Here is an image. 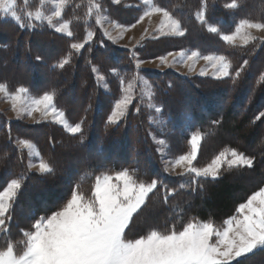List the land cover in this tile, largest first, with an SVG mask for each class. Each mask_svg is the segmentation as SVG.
<instances>
[{"label":"trees","instance_id":"obj_1","mask_svg":"<svg viewBox=\"0 0 264 264\" xmlns=\"http://www.w3.org/2000/svg\"><path fill=\"white\" fill-rule=\"evenodd\" d=\"M103 2L110 19L125 25L136 22L145 10L141 0ZM206 2V18L210 24L218 25L222 34L234 31L243 18L264 22V0H238L237 9L225 7L230 0ZM154 3L181 21L186 29L183 36L149 37L135 47H122L99 29L93 40L77 53L70 46L85 39L87 24L73 20L70 25L73 36L68 37L47 25L28 30L20 28L11 18H0V71L7 69L0 72V83H6L10 91L23 86L33 96L54 91L57 108L64 111L70 123L82 124V134L74 136L54 121L30 123L11 118L0 109V190L11 179L24 177L8 232L0 233V248L6 247L9 240L23 239L20 229H31L36 219L62 207L77 185L90 196L96 177L105 173L135 170L139 180L158 179L168 188L176 189L166 203L163 187L150 194L130 229H126L128 239L145 235L151 229L167 231L175 226L176 230H182L190 221L222 224L248 196L264 186V117L256 119L264 111V80H261L264 41L233 45L210 33L195 15L203 0H154ZM72 9L71 5L66 7L65 19L79 17L77 10ZM89 24L97 25L95 13ZM46 44L51 54L42 50ZM181 49L197 50L204 55L222 54L231 61L233 75L244 60H248V65L235 81L136 65L137 60ZM69 53L71 62L64 68L56 67ZM93 66L105 77L108 88L97 79ZM14 69L18 73L11 72ZM136 73L149 79L152 100L138 90L126 115L116 124L108 123V116L122 95L121 78ZM151 102L161 109L160 113L149 107ZM161 120L166 123L159 124ZM196 131L203 133L193 163L196 167L233 148L254 157V166L232 169L224 166L216 179L200 178L198 184L191 185L189 176L165 171L164 155L153 135L165 140L168 157L178 158L190 152L191 134ZM222 131L231 135L223 136ZM19 139L34 142L40 156L55 171L42 175L29 169L28 150L19 146ZM250 144L257 146L249 148ZM181 184L185 185L183 189ZM154 217L156 220H150ZM22 248L16 244L18 253ZM260 259L264 261V250L238 258L233 264H253Z\"/></svg>","mask_w":264,"mask_h":264},{"label":"snow or ice","instance_id":"obj_2","mask_svg":"<svg viewBox=\"0 0 264 264\" xmlns=\"http://www.w3.org/2000/svg\"><path fill=\"white\" fill-rule=\"evenodd\" d=\"M119 4L120 0H114ZM51 3L52 10L46 11L45 4ZM146 8L136 21L137 24L144 21L146 17L151 18L154 14L162 17L161 26L158 30L164 34L183 36L186 29L182 27L181 21L166 8L154 3V0H143ZM70 0H38V6L34 10L24 11L18 9V0H0V18H11L20 28L33 30L42 28L45 23L56 33L73 36L70 25L73 20L83 19L85 24L95 13V23L103 27L108 18L102 15L103 9L98 0H89L87 13L84 17H73L64 19L66 7ZM240 5L238 0H230L225 5L228 9H237ZM207 2L203 0L201 8L195 13L197 20L207 27L210 33L221 36V39L230 44H236L237 39L243 45H248L257 38L251 32L252 29L264 31V22L241 19L231 34H222L219 27L212 25L206 18ZM38 22V23H34ZM116 27L124 28L116 24ZM136 24L130 25L134 28ZM148 29H145V33ZM94 32L87 30V35L82 42L71 44V49L80 52L88 44ZM105 35H110L105 30ZM111 38V37H110ZM173 53H168L172 56ZM199 52L193 51L187 55V61L199 57ZM185 53H180L183 59ZM40 60V57L36 58ZM161 64L169 65L166 56L158 57ZM202 59L211 63L212 75L217 79H238L248 65V60L232 70L231 61L223 56L208 55ZM71 62V53L61 58L55 65L64 68ZM143 61L137 60L139 67ZM92 71L97 73V79L104 81L105 77L93 66ZM116 74V70H112ZM206 74V73H202ZM264 80V73L261 74ZM120 83L124 80L121 78ZM148 99L151 101L153 93L151 86L147 85ZM131 84L129 91L121 99L117 100L115 107L108 116V123H118L127 113L128 106L132 102ZM28 89L20 86L15 91H10L6 83H0V96L11 102L12 110L20 118L24 113L32 117L34 113L43 116L51 114L54 119L63 125L67 132L76 135L82 134V124H71L65 119V113L54 104L55 92H45L39 98H34L25 107L23 99ZM156 113L161 109L154 104H149ZM264 117V111L256 117L257 120ZM154 123L157 121L153 120ZM164 125L165 121H158ZM218 123V121L213 122ZM203 139V133L196 131L191 134V151L180 155L172 163L171 168H183V173L191 179L189 184H198L200 178L216 179L220 175L223 165L232 168H252L254 157L248 156L236 149H225L221 151L210 164L205 167H195L193 161ZM164 145V140L157 141ZM18 144L23 149L30 150V155L38 158V163L29 160L28 168H35L39 174H51L55 171L53 165L40 156L39 152H32L34 145L27 139H19ZM162 151V149H158ZM165 171H169L165 165ZM24 177L11 179L6 186L0 190V233H7V225L12 221L11 212L18 193L22 188ZM83 179V177L81 178ZM164 188L163 201L166 203L169 196L176 193V189L168 188L158 179L150 182L139 180L135 170L123 169L112 175L107 173L97 176L91 190V195H85L77 185L70 198L58 210L46 217H40L34 221L31 229H20L23 239L17 242L9 240L6 247L0 248V264H233L238 258L245 257L256 250H264V187L248 196L244 203L238 206V215L230 217L223 222L222 227H217L211 220L207 222H188L182 230H176L172 226L167 231L151 229L145 235L135 239H128L126 229L134 222V217L159 188ZM183 189L185 185L181 184ZM16 244L23 246L21 252L16 251Z\"/></svg>","mask_w":264,"mask_h":264},{"label":"rangeland","instance_id":"obj_3","mask_svg":"<svg viewBox=\"0 0 264 264\" xmlns=\"http://www.w3.org/2000/svg\"><path fill=\"white\" fill-rule=\"evenodd\" d=\"M103 1L104 0H98V2L101 4L102 9H103L102 15L106 16L108 19L106 21H104L103 27H101L98 24L91 26L89 24V22H90V18H89L88 23H87V25L89 26L88 29H90L94 33L99 29H101L103 33H105V30H107L108 33L110 34L107 36L109 38L111 37L110 39L112 40V42L115 45L122 46V47H135L138 44H140L143 40H145L146 38L157 37V36H161V35H167V34H164L168 31L167 28H164L163 32L158 30L160 28L161 22H162V17L160 14H154L151 18L146 17L144 19V21L139 23V24L134 22L132 24H136V26L134 28H132V27H130V25H132V24L125 25V24L116 22L114 20H111L108 13H107V8L105 6V3ZM112 1L114 2V0H112ZM120 1H122V0H120ZM141 1L143 2V0H141ZM70 5L73 8L72 10H77L79 17H84L85 14L87 13L88 0H70V4L67 7H69ZM37 6H38V0H18V9L21 10V13H23L24 11L34 10ZM44 7H45L46 11H50V10H52L53 5L51 3H48V4H45ZM145 8H146V5H145ZM64 19H65V14H64ZM113 22H115L116 24L123 25L124 28L116 27ZM34 23H38V22H34ZM78 23H80L82 25L85 24L83 19L79 20ZM45 25H47V24L45 23ZM212 25H214V24H212ZM216 26H218V25H216ZM145 29H148L147 33H145ZM232 32L223 33V34H231ZM251 32L256 37H264V31H258V30L252 29ZM93 37H92V40H93ZM80 42H82V41H80ZM236 43L242 44L239 39H237ZM42 50L48 54L52 53V50H50V47L48 46V44H46L45 46L43 45ZM194 51H197V50H194ZM181 52L185 53V57L183 59L180 58ZM191 52H193V51L187 50V49H181V50H176V51L170 52V53H173L172 56H168V54L164 55L167 57V59L169 61V65L161 64L160 60L157 59L158 57H161V56H158L155 58L143 59V60H141V61H143V63L138 68L144 67V68H151V69H158V70L173 69L179 73L186 74V75L199 74V75H209V76L215 77L212 75L213 68L211 66V63L208 61H205L204 59H202V57L208 56V55L220 56L222 54L213 53V54L204 55V54H201L199 52V54H200L199 57L194 58L192 61L186 62L187 55H190ZM5 70H7V69L4 68L1 71H5ZM11 72L18 73V71L15 69L12 70ZM202 73H206V74H202ZM123 80H124V83L122 85V95L119 99H121L125 94H127V92L129 91V84H131V90L130 91H131V96H132V102H133L134 98L136 97V93L138 92V90L140 91V93L143 97L148 98L147 92L149 89L146 87L145 82H147V85L151 86V92L153 93V87H152L149 79L143 73H136L135 75L131 76L130 78H126ZM102 84L105 88H108V84H107L106 79L104 81H102ZM39 97L40 96L31 95L28 91V93L24 96V99H23L25 107H27L32 102V100L34 98H39ZM131 103L129 104L128 109H129ZM54 104H55V102H54ZM151 104H154V103L151 102ZM0 109L4 110L8 114V116L11 118L22 119V120L30 122V123H35V122H39L42 120H50V121H54V122L58 123L51 114H49L48 116L45 117V116L41 115L40 113H34L33 116L30 117L26 113H24L20 118H17L16 113L12 110L11 102L8 99L4 98L3 96H0ZM65 119L70 123V121L67 119L66 115H65ZM58 124H60V123H58ZM221 133L223 136H226V137L231 135V133L228 131L227 132L222 131ZM153 138L156 142L159 140H164V139L157 137L156 135H153ZM31 143L34 145V149H32L31 151L32 152H36V151L39 152L36 144L32 141H31ZM254 146H257V145L256 144L255 145L250 144L248 147L254 148ZM159 149H162L161 152L164 155L165 165H167L168 168L170 169L169 172L175 174V173H181L184 171L182 167H177L174 170H172L171 165L175 161V159H177V158H170L167 156V144L166 143L163 146L159 144ZM190 151H191V149H190ZM198 153H199V150H198ZM198 153H197V155H198ZM28 155H29V160H31L33 163H38V158H36L34 155H30V150H28ZM194 161H193V163H194ZM211 162H209L208 164H210ZM208 164H204L200 167H205ZM224 166H227V165H223L222 168ZM222 168H221V170H222ZM32 170L36 171L35 168H33ZM101 176H103V175H101ZM248 183H249L248 181L245 182V185H248ZM239 194L240 193L238 192L236 195H239ZM236 215H238L237 210H236L235 214L232 215L231 217L236 216ZM229 218H227V219H229ZM153 219L156 220V217L150 218V220H153ZM199 222H207V221H199ZM216 226L222 227L223 223L218 224ZM7 227H8V225H7ZM252 263L253 264H264V261L260 259V260H257L255 262H252Z\"/></svg>","mask_w":264,"mask_h":264}]
</instances>
